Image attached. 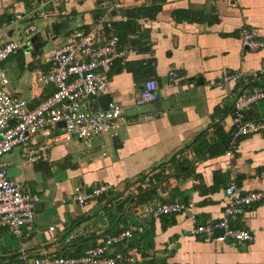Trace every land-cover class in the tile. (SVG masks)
I'll use <instances>...</instances> for the list:
<instances>
[{"label": "crops", "instance_id": "obj_1", "mask_svg": "<svg viewBox=\"0 0 264 264\" xmlns=\"http://www.w3.org/2000/svg\"><path fill=\"white\" fill-rule=\"evenodd\" d=\"M114 1L66 0L63 19L43 21L34 19L30 0H0V38L21 44L4 63L6 91L30 107L53 90L36 81L46 72L41 54L62 46L75 32L87 34L100 18L109 17L120 38L118 49L128 51L107 76L110 102L119 104L128 119L115 135L50 141L47 159L36 163L23 160L19 149L4 157L9 178L38 195L39 203L32 229L20 239L0 231V264L79 255L100 238L137 224L135 210L154 198L193 208L147 218L143 234L129 244L137 264H264V202L230 221L252 235L245 246L192 234L196 226L221 218L229 183L239 194L264 188V133L240 138L230 150L221 144L232 130L235 94L263 92L264 76L215 85L227 74L264 64V49L243 51L240 37L246 28L264 40V0H133L110 10ZM146 6L159 11L151 19L139 17L125 33L114 27L126 21L124 10ZM32 25L35 31L26 35ZM96 39L104 42L102 35ZM149 79L159 81L158 97L135 107V95ZM98 98L90 101L92 111L102 109ZM249 110L251 117H264V99ZM62 129L61 124L52 129L51 138ZM100 186L108 187L107 193L84 207L73 200L75 189L88 194ZM9 238L16 243L9 244ZM112 249L127 251L126 245Z\"/></svg>", "mask_w": 264, "mask_h": 264}, {"label": "built area", "instance_id": "obj_2", "mask_svg": "<svg viewBox=\"0 0 264 264\" xmlns=\"http://www.w3.org/2000/svg\"><path fill=\"white\" fill-rule=\"evenodd\" d=\"M34 19H63L66 13L61 9L66 0H30ZM133 0H115L111 9L120 10ZM47 7H49L47 9ZM35 31V26L24 30L28 35ZM105 34V36H104ZM97 35H102L104 42H97ZM243 51L264 49V40L242 28L240 31ZM119 38L114 34L109 17L100 18L93 30L87 34L75 32L62 46L44 51L40 58L46 67L45 73L36 76V81L53 88L52 93L34 107L29 102L15 98L6 91L9 83L4 63L21 49V44L14 40L0 38V231L21 238L24 231H30L35 222L39 196L23 191L21 185L10 179L4 164V157L14 149L20 150V156L29 163L47 159L50 141H70L72 138L91 140L100 135H115L128 123L124 109L115 102H109L102 109L92 111L90 101L108 93V73L115 63L126 56L128 51L118 49ZM171 78L176 77L171 73ZM264 76V64L258 70L236 71L223 76L216 82L218 88L241 80H254ZM160 88L157 79L145 81L134 98L135 107H142L154 102ZM235 94L233 104L231 149L240 138L264 133V121L245 119V112L256 102L264 98L261 90L253 89L248 94ZM63 124L62 133L53 136L52 129ZM41 135L46 142L37 143L35 138ZM108 187L100 186L85 194L75 189L73 200L79 207H84L91 198H99L107 193ZM226 202L222 207V216L215 222L196 226L192 234L202 235L206 241L222 243L226 240L245 246L252 241L250 232L234 228L230 221L241 216L253 204L264 202V188L239 194L236 185L231 182L224 190ZM192 204L164 202L157 198L147 201L135 210L138 225L108 235L97 240L79 256L43 255L31 258L27 264H137L138 255L131 249L126 252H111L116 245H126L133 235L143 231L147 218H163L183 212L191 213ZM190 218L194 221V216ZM53 230V228H50ZM221 231L217 235L216 232Z\"/></svg>", "mask_w": 264, "mask_h": 264}, {"label": "trees", "instance_id": "obj_3", "mask_svg": "<svg viewBox=\"0 0 264 264\" xmlns=\"http://www.w3.org/2000/svg\"><path fill=\"white\" fill-rule=\"evenodd\" d=\"M150 4H161V1L160 0H150ZM159 11V9L155 6V7H153V6H146V7H138V8H133V9H129V10H124V16H125V18H126V21L125 22H115V23H113V25H114V27L115 28H118L119 29V33H125L126 31H125V29L127 28V26H132V28H133V26H134V24H135V20L136 19H140V18H144V19H151V18H153L155 15H156V13ZM140 17V18H139ZM118 36V35H117ZM118 38H119V36H118ZM119 43H120V38H119ZM119 45V44H118ZM53 91V90H52ZM52 93V92H51ZM263 93H264V91H263ZM48 97V96H47ZM264 99V98H263ZM232 111H234V108H232ZM250 110H247L246 112H245V119L246 120H251V121H264V117H258V118H256V117H251L249 114H248V112H249ZM233 113V112H232ZM233 115V114H232ZM224 140H222V142H221V144H222V146L224 147V148H226V149H228V150H230L231 149V132H230V134L228 135V136H226L225 138H223ZM158 219H160V218H158ZM146 223H147V220H146ZM139 224V221H138V223L137 224H131V225H138ZM131 225H129V226H131ZM128 226V227H129ZM127 227V228H128ZM127 228H125V229H127ZM144 228V227H143ZM125 229H123V230H125ZM123 230H120L119 232H121V231H123ZM144 230V229H143ZM119 232H117V233H119ZM117 233H114L113 235H115V234H117ZM141 234H143V231L142 232H140ZM140 233H138V232H136L134 235H136V234H140ZM133 235V236H134ZM133 239V237L131 238V240ZM131 240L129 241V242H127L126 243V249H130V248H132V247H130L129 246V244H130V242H131ZM117 246H120V247H122L123 246V244H119V245H116V247ZM84 252V251H83ZM82 252V253H83ZM81 253V254H82ZM81 254H79V255H81ZM79 255H66V256H79ZM0 262H1V260H0Z\"/></svg>", "mask_w": 264, "mask_h": 264}, {"label": "water", "instance_id": "obj_4", "mask_svg": "<svg viewBox=\"0 0 264 264\" xmlns=\"http://www.w3.org/2000/svg\"><path fill=\"white\" fill-rule=\"evenodd\" d=\"M243 93V89L238 93V96H240L241 94ZM237 96V97H238ZM98 101L100 103V106L102 108L106 107L108 105V103L110 102V98H109V95L105 94V95H102L98 98ZM63 126V124H61ZM7 176L9 177L8 173H7ZM91 193V190L89 191L88 194ZM38 205V204H37ZM37 205L35 206V209L37 210ZM217 235L221 234V231H218L216 232Z\"/></svg>", "mask_w": 264, "mask_h": 264}, {"label": "rangeland", "instance_id": "obj_5", "mask_svg": "<svg viewBox=\"0 0 264 264\" xmlns=\"http://www.w3.org/2000/svg\"><path fill=\"white\" fill-rule=\"evenodd\" d=\"M7 242H9V244H10V242L16 243V240L13 241L12 238H9V240H7ZM15 264H22V262H21V261H18V262L15 263Z\"/></svg>", "mask_w": 264, "mask_h": 264}]
</instances>
